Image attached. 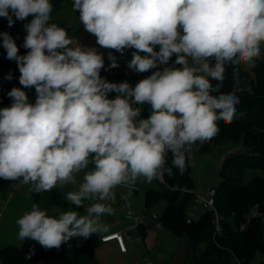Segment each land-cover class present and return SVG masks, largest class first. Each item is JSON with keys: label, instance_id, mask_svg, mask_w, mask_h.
I'll use <instances>...</instances> for the list:
<instances>
[{"label": "clouds", "instance_id": "obj_1", "mask_svg": "<svg viewBox=\"0 0 264 264\" xmlns=\"http://www.w3.org/2000/svg\"><path fill=\"white\" fill-rule=\"evenodd\" d=\"M72 9L99 46L135 49L130 69L158 70L134 87L109 82L100 75L103 55L53 22L51 0H0L9 27L13 16L33 17L24 25L25 55L8 33L0 40L17 63L20 85L37 94L30 103L13 87L11 106L0 108V178L35 193L71 185L65 201L84 209L50 215L33 203L16 220L21 241L46 249L107 232L103 217L115 214L118 188L152 183L173 168L183 174L193 145L214 138L220 121L244 115L237 112L238 86L220 91L227 67L235 81L236 68L254 67L264 49V0H72ZM108 59L118 67L111 52Z\"/></svg>", "mask_w": 264, "mask_h": 264}, {"label": "trees", "instance_id": "obj_2", "mask_svg": "<svg viewBox=\"0 0 264 264\" xmlns=\"http://www.w3.org/2000/svg\"><path fill=\"white\" fill-rule=\"evenodd\" d=\"M8 20L0 17V28ZM27 34V33H26ZM25 34V36H26ZM25 36L17 41L19 55H25L27 49L23 45ZM126 49L122 54H124ZM111 62L104 59V68L100 75L112 83L132 80L137 82L146 78L145 73L133 74L128 77L124 71L125 65L112 68ZM233 67L228 66L223 87V93L232 91L234 85L240 91L237 95L240 103L238 113H244L230 124L219 122V132L211 140L203 144L197 142L201 151H209L212 145L232 143L237 151L230 153L220 169L222 182L216 188L215 207L222 216L221 232L216 233L215 214L211 210L187 221L188 209L193 207L197 194V182L192 174L191 153L188 154L186 169L183 174L173 168V174L163 175L161 190H148L146 204L151 206L164 199L167 203L162 211L161 220L165 228L182 237L187 236L193 245V264H234L239 257L248 264L256 256L264 254V177L257 176L245 181L247 170L256 167L264 168V53L254 67L240 65L236 68V80L233 79ZM11 74L12 79L6 77ZM20 72L16 61L7 58L6 51H0V108L10 107L12 99L7 95L13 87L21 88L28 95L30 103H35V88H23L19 83ZM217 81H212L215 85ZM117 93L110 92L109 99H114ZM149 114L148 107L142 113ZM171 153L167 156L166 167H171ZM42 209H47L50 215H55L53 207H67L59 188L50 192L35 193V201ZM263 215L252 217L253 209ZM246 224L244 229L241 225ZM143 225V224H142ZM99 236L89 238H72L61 245L59 249H46L39 243L25 240L22 246H0V256L4 264H101L95 255V248L101 242Z\"/></svg>", "mask_w": 264, "mask_h": 264}, {"label": "rangeland", "instance_id": "obj_3", "mask_svg": "<svg viewBox=\"0 0 264 264\" xmlns=\"http://www.w3.org/2000/svg\"><path fill=\"white\" fill-rule=\"evenodd\" d=\"M51 3L53 4V22L65 28L70 37L75 38L84 47L95 48L108 61H110L108 55L111 52L117 58L118 65H125V59L120 52L99 46L96 43V37L84 29V26L79 22V12H74L72 9V0H51ZM32 18V16H29L24 21H20L16 20L13 16V20L15 21L13 26L9 27L8 23H5L1 26L0 32L8 33L17 43L26 34L24 25L30 22ZM156 50H159V46L156 47ZM0 51H6L2 46V40H0ZM263 53L264 49H262V55ZM175 58V55H173L169 61V65L174 64ZM134 73L143 74L132 71V74ZM145 75L146 78L149 76L147 74ZM125 82H128L134 87L132 80L127 79ZM237 150L238 148H235L232 143L212 145L209 151H201L197 144L193 145L191 150V164L192 174L197 182V193L206 194L209 189H216L220 186L222 182L220 169L225 158ZM257 176L264 177L263 167L247 170L244 179L248 181ZM162 179L164 180L163 177ZM162 179L153 180L152 183L138 181L131 190L123 187L117 189L121 194L120 196H125L126 194L128 204L135 214L145 215L144 218L148 224L152 223L154 215H158L161 218L162 211L167 205L164 199L151 206L146 204V192L150 189L161 190L163 186ZM29 189L30 185H21L19 182L0 178V246L10 244L22 246L24 244L25 240L21 241L18 238V225L16 224V220L26 211H30L31 205L35 201V192ZM59 189L64 197L67 191L73 190V186L66 185L64 188ZM89 203L88 201L85 202L86 205ZM118 205H120L119 202H116L113 206L117 211L114 218L112 217L113 220L109 216L103 217L104 222L109 226L107 232H110L114 225H118L119 222L125 221L126 224H131V221L125 217L127 209L123 206V208L120 207L117 210ZM56 208L76 210L81 214L84 212L81 208H75L69 202L67 207L61 208L55 206L53 210ZM192 212H195L198 217L204 210L202 208L192 209ZM157 227V225L152 224L146 233H142L139 229L131 230L129 233L132 235V239L126 240L128 247L127 253L121 252L122 250L116 241L108 244L102 241L99 242L95 248L96 258L101 264H193L194 249L191 240L187 236L180 237L167 228L160 230ZM102 234H99L100 240ZM255 260H258L260 264H264V254L259 253ZM0 264H4L1 256ZM248 264H254V261Z\"/></svg>", "mask_w": 264, "mask_h": 264}, {"label": "built area", "instance_id": "obj_4", "mask_svg": "<svg viewBox=\"0 0 264 264\" xmlns=\"http://www.w3.org/2000/svg\"><path fill=\"white\" fill-rule=\"evenodd\" d=\"M133 51H135V49L129 48V49H126V53L124 54V59L126 62L125 67H124V71L128 77H131L133 75L132 71H134L133 69H130L128 67V63L132 59V52ZM141 54L143 55V53H141ZM158 68L162 69L163 65H159ZM156 70H158V69H152V70H149L148 72H144V73L150 76ZM215 195H216V189H209L206 194L197 193L195 196V201L193 203V207H190L187 211V213H188L187 221L192 222V220L197 217L196 213L192 212V209L196 210V209L202 208L203 210H211L215 214L214 224L216 227V233L221 232L222 216L215 207ZM124 205H125L124 207L127 209L128 217L132 219V225L129 227H126L124 229H121L120 231L108 233L107 235H104L101 239L103 242L116 240L120 249L122 251H127L128 247H127L126 240L132 238V235L129 232L132 230V227H138V226L144 224L145 219H144L143 215L135 214L133 212L132 208L129 205H127L126 202ZM259 215H263V214H262V212H260L257 209V207H255L252 211V217H256ZM0 216H1V209H0ZM263 220H264V216H263ZM152 221L158 227L164 226L162 220L158 217V215H154ZM245 227H246V224H243V225H241L240 228L244 229ZM234 264H246V263H244V261L242 259H240L239 257H235Z\"/></svg>", "mask_w": 264, "mask_h": 264}, {"label": "crops", "instance_id": "obj_5", "mask_svg": "<svg viewBox=\"0 0 264 264\" xmlns=\"http://www.w3.org/2000/svg\"><path fill=\"white\" fill-rule=\"evenodd\" d=\"M162 180H163V179H162ZM116 191H117V190H116ZM135 191H136V190H135ZM120 195H121V194L117 191V201H116V202H119V204H120V205L117 206V210H119L120 207L123 208V206H125V205H124L125 202L127 203V205H129V204H128V201H127V198H126V194H125V196H124V195H123V196H120ZM9 201H11V200H9ZM90 203H91V202H90ZM114 205H115V204H114ZM114 205H113V206H114ZM81 209H82V211H84L83 208H81ZM114 209H115V213H116V212H117V211H116V208H114ZM114 216H115V214L109 216V218L113 220ZM143 216L145 217V215H143ZM112 217H113V218H112ZM125 217H126V219H128L129 221H131V224H130V225L126 224L125 221H124V222H119L118 225H117V224L114 225L113 229H112L110 232H107V233L102 234V237H103L104 235H107L108 233H112V232H115V231H120L121 229H124V228H126V227L131 226V225H132V219L128 217L127 212H126V214H125ZM144 219H145V218H144ZM144 221H145V220H144ZM152 224H154L153 221H152L151 224H148V223H146V221H145V223H144L143 225H140V226H138V227H132V230L139 229V230L142 231V233H146V231L148 230V228H149ZM155 225H156V224H155ZM157 228H160V230H162V229L165 228V227L163 226V227H157ZM98 236H99V234H98ZM131 239H132V238H130L129 240H131ZM113 241H116V240H111V241H107V242H103V241H102V242L105 243V244H108V243L113 242ZM116 242H117V241H116ZM117 244H118V243H117ZM127 251H128V249H127ZM127 251H121V252H123V253H127ZM261 258H262V257H261ZM262 259H263V258H262ZM254 264H260V263H259L258 260H254Z\"/></svg>", "mask_w": 264, "mask_h": 264}]
</instances>
